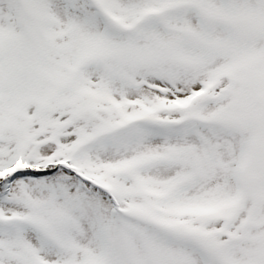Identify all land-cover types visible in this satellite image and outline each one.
I'll use <instances>...</instances> for the list:
<instances>
[{
	"label": "snow or ice",
	"instance_id": "obj_1",
	"mask_svg": "<svg viewBox=\"0 0 264 264\" xmlns=\"http://www.w3.org/2000/svg\"><path fill=\"white\" fill-rule=\"evenodd\" d=\"M0 264H264V0H0Z\"/></svg>",
	"mask_w": 264,
	"mask_h": 264
}]
</instances>
